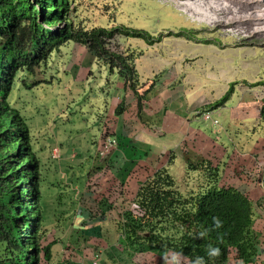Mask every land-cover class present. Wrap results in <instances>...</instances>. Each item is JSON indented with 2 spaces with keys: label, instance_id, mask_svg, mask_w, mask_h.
Listing matches in <instances>:
<instances>
[{
  "label": "rangeland",
  "instance_id": "rangeland-1",
  "mask_svg": "<svg viewBox=\"0 0 264 264\" xmlns=\"http://www.w3.org/2000/svg\"><path fill=\"white\" fill-rule=\"evenodd\" d=\"M191 1L192 5L196 4L194 0ZM214 1L217 8L220 9L218 14L222 15L224 10L226 13L222 16L224 20H220V23L214 20L217 23L210 24V21L200 20L199 14L196 15L199 17L198 19L191 18V15H193L192 9L185 5L178 4L175 6L174 4L177 0H69L72 9L70 15L75 17L77 24L86 29L123 26L129 31H145L146 39L135 38L133 35L114 38L111 47L115 51L123 54L128 52V55L134 54L137 57L136 52L141 55L144 49L155 47L157 43H164L167 47L164 48V51L169 50L170 53L173 47H177L175 38L178 37L176 35L178 32L199 37L202 41L217 40L220 45L226 43L224 46L227 45L229 49H225V52L227 50L229 55L233 54L235 47H241L243 51L239 53L236 59L239 58L241 60V58H244L247 60L248 62L244 65L247 75L255 77L260 73L258 75L259 78H257L258 81L254 82L253 86L260 85L264 87L262 85L264 84V7H259L256 0ZM260 2L259 4H261ZM40 8L42 7L40 6ZM200 11L203 10L200 8ZM41 16L39 14L37 17L40 23H42L41 20H44V16ZM184 35L181 34V36L186 37ZM72 42L69 41L53 51L47 66L43 65L41 69H37L33 74L20 73L21 78L19 77V80L21 81H19V87L12 92L10 97L13 108L19 110L21 115L27 117L26 122L29 126L36 120L35 123L45 127L40 132H34L32 127H30L31 135L36 140L48 139V142H57L60 147L64 143V147H61L60 150L61 155L63 153L73 155V150L76 155L74 159L66 160L67 163L65 162L63 166V174H59L63 184L60 187L48 184L45 186V192H50L48 199L45 197L43 200L45 205L43 224L46 225L50 233L52 232L47 236L46 241L50 242L55 238L58 240L53 249L54 264H60V258L65 262L70 260L79 262V255L81 258L79 263L83 261V264H94L95 260L98 261V264H163L162 257L165 253H160L156 249L142 251L143 246H147L145 243L140 245L135 243V245H132V251L123 250L126 243L123 236H121L124 233L126 224V213L124 210L130 206L132 209L133 204L129 203L130 201L132 202V199L139 201L140 195L137 196V194L143 187L142 183L144 181L138 184L133 194L127 192L125 183L131 176H136L138 170H133L140 166L133 164L131 167L126 166L124 168L125 165H123L122 168L115 171L121 163L116 158H114L116 160L114 162L116 165L114 164V166H111L113 163L111 159L100 160L98 164L95 161L98 143H102L101 137L106 132V123H110L107 119L102 120L103 118H99V116L108 115V110L112 105V92L108 95L103 91L109 87L116 88L117 81L120 78L119 71L117 68L111 71L108 65V68L104 66L102 69L98 64L94 63L93 69L92 67L87 69L88 75L91 71L94 72L90 81L86 82L85 79L77 80L69 74L66 75L64 66L66 65V56L71 54L74 46ZM139 42L140 45L144 46V48L142 47L143 49L138 48L139 45L137 43ZM76 55L81 62H72L69 66L70 71L74 69L75 64L81 66L83 63L84 54L77 53ZM171 56L178 58L175 55ZM239 61L235 60L237 63ZM133 65L135 66L134 63ZM245 80L249 81L248 77H245ZM23 82H26L31 87H25ZM242 82L240 79L238 81L234 79L228 85L230 89L234 88V86L239 88ZM137 90L139 89L137 88ZM30 117L31 119H29ZM207 120L212 122L213 127L219 128V121L215 124L213 123V118ZM102 121L106 123H102ZM263 128L264 124H262ZM261 136H264V129L258 131L257 137ZM104 141L107 142V138ZM261 143L263 144V142ZM47 144L51 149L52 143ZM43 145L38 144L39 148L43 147ZM234 146V150L240 149L244 152L250 149V145L244 146V142L241 144L235 143ZM113 147L110 146L107 158L111 157L113 153L111 149ZM42 149L40 150V155L45 158L51 150L46 149L47 153L45 148ZM239 158L235 155L231 162H228L229 164H234L237 170L241 169L238 164ZM174 160H176L175 157L171 159V162L166 167L172 180H174L171 188L182 192L184 196L190 198L197 194L198 185H189L191 179L188 176V172L183 175L180 174V176L176 175L177 173L174 169L177 168L171 169L176 166ZM193 160H195L194 164L203 162L199 159ZM208 162L211 168L209 173L215 174L219 167L218 162L214 160ZM229 164L226 166L229 169L226 172L230 177L226 176L222 179L220 174L219 181L222 186L229 184L234 186L235 183L234 178L236 179L235 174L237 172L234 174L233 167L229 166ZM243 165L242 163V167ZM183 171L185 169H181L180 173ZM258 171L259 175L256 178L254 176L251 177L253 184L256 185L258 182L261 184L260 173L264 171V160ZM90 173L91 175L89 176ZM139 174L141 176V172ZM134 178L138 179L139 177ZM240 179L241 177L238 178L239 185L241 184L239 182ZM202 183L208 184L207 188L211 185L205 172H202ZM243 183L248 191L241 190L240 186H238L240 191L243 194H254L257 186L253 190V184ZM60 192L64 194L60 195ZM251 201L254 200L251 199ZM76 208H84V212L76 215V212L78 213V211H74ZM53 231H55V235H53ZM256 235L261 243L259 250L263 252L264 237L257 231ZM70 238L71 241H75L74 246L78 250L81 248V254L76 255L72 249L66 247ZM107 249L111 252L115 251L116 254L111 255L109 253L107 255L104 252ZM103 252L106 254L103 255ZM177 259L179 264H185L187 260L178 255Z\"/></svg>",
  "mask_w": 264,
  "mask_h": 264
},
{
  "label": "trees",
  "instance_id": "trees-1",
  "mask_svg": "<svg viewBox=\"0 0 264 264\" xmlns=\"http://www.w3.org/2000/svg\"><path fill=\"white\" fill-rule=\"evenodd\" d=\"M32 1L0 0V264H54L53 249L58 242L56 238L46 241L52 232L43 224V200L47 184L56 187L63 184L59 177L61 172L50 168L52 160L40 155L43 147L39 148L38 140L31 135L26 116L12 106L10 97L19 87V74H33L43 65L47 66L53 51L73 41L87 47L112 71L117 68L125 87L135 91L139 101L145 99L144 93L137 90L139 80L133 65L134 54H123L111 47L114 38L124 35L146 39L144 30L129 31L123 26L86 29L70 15L69 0H36L35 4ZM40 6L47 13L42 23L37 20ZM45 23L50 26L61 24V27L51 30L45 28ZM181 34L184 35L183 32L176 35ZM23 84L31 87L26 82ZM229 94L218 105H222ZM260 115L264 120V104ZM106 125L105 136L114 133L109 123ZM22 157H25L24 162ZM95 158L99 160L98 154ZM110 159L114 166L116 160ZM202 161L194 164V160H189V169L205 172L211 185L207 188L208 184L201 181V189L198 188L197 194L190 198L171 188L174 180L166 167L150 173L143 168L147 174L137 194L139 201L132 199L129 202L133 204L132 209L130 206L125 210L124 251H132L135 243H145L147 246H143L142 251L156 249L165 253L167 249L186 258L185 264H192L196 256L204 257L206 264H228L233 259L237 264L257 263L259 238L254 209L257 201H251L237 187L222 186L219 168L215 174L209 173V162ZM214 216L221 218L223 228L209 232L205 239L194 238L211 227ZM145 233L149 235L145 236ZM74 242L70 238L66 247L81 254V248L78 250ZM208 244L221 249L218 258L208 259ZM109 253L116 254L115 251H109L107 255ZM63 261L60 258V264Z\"/></svg>",
  "mask_w": 264,
  "mask_h": 264
},
{
  "label": "crops",
  "instance_id": "crops-1",
  "mask_svg": "<svg viewBox=\"0 0 264 264\" xmlns=\"http://www.w3.org/2000/svg\"><path fill=\"white\" fill-rule=\"evenodd\" d=\"M175 40H177V47H173L170 53L169 50L164 51V48H167L164 43H157L155 47L144 49L141 55L136 52L137 57L134 59V64L139 80L137 86L140 94L145 95L143 101H139L135 91L125 87V81L120 74L116 88L109 87L103 91L108 95L112 92L109 114L104 117L99 116V118L109 120V127L114 132L111 133V138L116 140L117 146L111 149L113 153L110 158H116L121 162L115 171L123 165H125L124 168L131 167L133 164L140 166L137 168L134 166L136 169L133 170H138L134 177L139 178L135 179L131 176L125 183L127 192L133 194L138 184L146 178L147 173L143 168L148 169L150 173L167 167V164L175 157L176 166L171 169L177 168L174 169L177 176L188 172L191 179L189 185L199 186L202 173L198 170H190L187 160L217 161L223 179L226 176L230 177L226 166L237 155V158L240 157L238 164L241 169L237 170L234 164H229L233 167V173L237 172L234 186H240L241 190L248 191L243 182L253 184L251 177L256 178L259 175L258 170L264 160V151H262L264 136L257 137L258 131L264 129H262L264 120L260 115V109L264 104V87L253 86V83L258 81L260 73L258 72L259 74L255 77L247 75L244 65L248 61L244 58L236 59L243 51L241 47H235L233 54H236L229 55L228 46H224L226 43L220 45L217 40L202 41L201 38L191 35L189 37L178 35ZM72 43L74 46L71 54L66 56L64 66L66 75L69 74L77 80L85 79L87 82L94 73L91 71L88 75L87 69L90 67L93 69L94 63L102 69L104 66L108 68L103 62L98 61L87 47ZM137 45H139L138 48H144L140 42ZM225 49H227L226 52ZM77 53L84 54L83 63L81 66L75 64L74 69L70 71L69 66L72 62H81L78 60ZM235 60L240 61L237 63ZM245 77H248L249 81L245 80ZM234 79L237 81L240 79L243 82L239 88L234 86L232 94L230 93V100L221 106L218 105L229 92L228 83ZM121 104L123 106L119 111ZM208 111L211 112L212 118L220 121L219 128L213 127L210 120L203 118V114ZM35 121L30 125L32 131H43L45 127ZM57 135L59 137L58 133ZM47 140H38L37 143L44 144L43 148L46 152V149H50L47 143H52L51 152H47L46 158H49L50 162L52 160L50 168L63 174L66 160H71L76 155L74 152L73 155L65 153L61 155L60 150L64 147V143L60 147L57 142ZM243 142L244 146L250 145L246 153L240 149L234 150L235 143ZM56 149L60 155L54 158L52 155L54 151H57ZM169 156L171 157L168 158ZM181 169L185 171L180 173ZM240 177L241 184L239 185L238 178ZM260 181L261 184L259 182L257 185L253 184V190L257 186L254 194H245L248 198L257 201L255 229L259 227L256 231L264 237V171L260 173ZM49 192L46 191L44 195L47 199ZM74 211H78L77 215L84 212V208H76Z\"/></svg>",
  "mask_w": 264,
  "mask_h": 264
},
{
  "label": "clouds",
  "instance_id": "clouds-1",
  "mask_svg": "<svg viewBox=\"0 0 264 264\" xmlns=\"http://www.w3.org/2000/svg\"><path fill=\"white\" fill-rule=\"evenodd\" d=\"M32 3L35 4L36 3V0H33ZM38 9H39V12H40L39 14L42 15L41 17L47 16V13L44 11L43 7L42 8L38 7ZM41 21L43 22V20H41ZM46 24L47 23L44 24L45 28H50L51 30H56L58 27H61V24L56 25V26H50V25H46ZM4 60H5V58H4ZM104 136H105V134L101 137V140H102V138ZM107 136L111 137L110 133H108ZM57 152H58V150L53 152V157L54 158L59 157L60 153H57ZM97 154H98V152H97ZM71 157H72V155H71ZM72 159H74V158L72 157ZM96 160L99 163V160L98 159H96ZM191 170H193V169H191ZM198 188H199V186H198ZM20 189H21V187H20ZM20 189H19V192H20ZM199 189H201V188H199ZM254 206L256 207V204H254ZM255 218H256V221H257L256 211H255ZM223 226L224 225H223V221L221 220V218L219 216H214V217H212L211 227H209L208 229H206L204 231H200L199 233H197L195 235L194 238H196V239H205L209 235V232L215 231V230H219V229L223 228ZM53 235H55V232H53ZM104 252H106L108 254L109 251L107 249ZM106 253H103V255L106 254ZM180 255H183V254H180ZM220 255H221V249L219 247H215V246H213L211 244H208L207 245V248H206V256L208 257L209 260H212L214 258H218ZM79 258H80V255H79ZM162 261H163V264H179V261L177 259V254H175V253H173V252H171V251H169L167 249L165 250V254L162 257ZM80 262H81V258H80ZM62 263L63 264L76 263V261H73V260H72V262L71 261L70 262L63 261ZM80 264H82V263H80ZM192 264H206V261H205V258L204 257H202V256H196L195 259L192 261Z\"/></svg>",
  "mask_w": 264,
  "mask_h": 264
},
{
  "label": "bare ground",
  "instance_id": "bare-ground-1",
  "mask_svg": "<svg viewBox=\"0 0 264 264\" xmlns=\"http://www.w3.org/2000/svg\"><path fill=\"white\" fill-rule=\"evenodd\" d=\"M195 2H196V4H193L192 5V1L191 0H177V2H175V6H177L178 4L179 5H185V6H187V7H189V8H191L192 9V12H193V15H191V18H194V19H198L199 17H200V20H203V19H205L206 21H210V22H212L213 20H216L215 18H216V15L215 14H213V13H211V12H208L207 10H204L203 8H202V6H201V2L199 1V0H194ZM232 1V0H231ZM240 1V0H239ZM241 1H243V0H241ZM251 1V0H250ZM259 1H261L260 3L261 4H259ZM215 2V1H214ZM256 2H257V4L259 5V7H264V0H256ZM225 3V2H224ZM227 4V3H226ZM235 4V3H234ZM233 4V5H234ZM253 5V4H252ZM236 6V5H235ZM223 7V6H222ZM240 7V6H239ZM200 8L203 10V11H200ZM238 8V7H237ZM227 9H228V7H227ZM226 9V10H227ZM263 9V8H262ZM261 9V10H262ZM217 10V9H216ZM218 11V10H217ZM225 11V10H224ZM219 12V11H218ZM231 12V11H230ZM238 12V11H237ZM235 13V12H234ZM241 13V12H240ZM199 14V17H197L196 15H198ZM230 14V13H229ZM239 14V13H238ZM228 15V14H227ZM229 17H230V15H229ZM244 20V19H243ZM262 22V21H261ZM214 111V110H213ZM220 122V121H219ZM115 144H117V143H112L111 144V146H115ZM24 159H25V157H22L21 158V161L22 162H24ZM256 242H257V240H256ZM138 244H142V243H138ZM261 245V243L259 242V244H258V246H260ZM135 247V246H134ZM137 248V247H136ZM139 248V247H138ZM258 250V254L256 255V257H257V263L255 262L254 264H264V251L263 252H261L260 250H259V248L257 249ZM255 257V258H256ZM94 264H98V261L97 260H95L94 261ZM228 264H237V262L236 261H234V259L233 260H230V261H228ZM241 264V263H240Z\"/></svg>",
  "mask_w": 264,
  "mask_h": 264
},
{
  "label": "built area",
  "instance_id": "built-area-1",
  "mask_svg": "<svg viewBox=\"0 0 264 264\" xmlns=\"http://www.w3.org/2000/svg\"><path fill=\"white\" fill-rule=\"evenodd\" d=\"M200 2H201V6H202V8L204 9V10H207L208 12H211V13H213V14H215L216 15V20H217V22L218 23H220V20H224L223 18H222V16L224 15V13H226V11H224L223 13H222V15H220V14H218V11H220V9H218L217 8V5L215 4V2H214V0H199ZM189 9H191V8H189ZM218 11H217V10ZM217 22H215L214 20H213V22H209L210 24L211 23H217ZM203 118L205 119V120H207V119H212V114H211V112H206V113H204L203 114ZM213 123H218V120H214L213 119ZM106 134V133H105ZM107 138V142L106 141H104L105 139ZM112 143H117L116 142V140L115 139H113V138H111V137H109V136H104L103 138H102V143H99L98 144V156H99V161L100 160H104V159H106V160H110L109 158H107V156H108V154H109V152H110V146H111V144ZM138 176H139V174H138Z\"/></svg>",
  "mask_w": 264,
  "mask_h": 264
},
{
  "label": "water",
  "instance_id": "water-1",
  "mask_svg": "<svg viewBox=\"0 0 264 264\" xmlns=\"http://www.w3.org/2000/svg\"><path fill=\"white\" fill-rule=\"evenodd\" d=\"M233 90V89H232ZM232 90L231 89H229V92L228 93H231L232 92ZM232 94V93H231ZM231 94H229V97L227 98V100L223 103V104H225L228 100H230V97H231ZM222 104V105H223ZM221 106V105H220ZM262 151H264V145H263V147H262ZM68 180V179H67ZM238 188V187H237ZM239 189V188H238ZM240 190V189H239ZM254 209H255V207H254ZM149 235V233H145V236H148ZM69 248V247H68ZM71 249V248H70ZM105 251V250H104ZM74 252V251H73ZM74 253H76V255H79L77 252H74ZM104 253V252H103ZM71 262H72V260H70ZM69 261V262H70ZM79 262H80V258H79ZM79 262H76L75 264H80ZM82 264H83V261H82Z\"/></svg>",
  "mask_w": 264,
  "mask_h": 264
}]
</instances>
